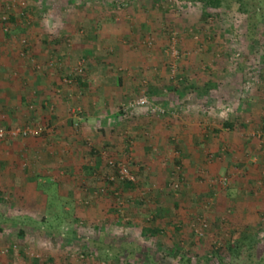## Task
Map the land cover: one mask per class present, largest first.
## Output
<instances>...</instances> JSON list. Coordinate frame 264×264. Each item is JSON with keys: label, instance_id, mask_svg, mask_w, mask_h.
Listing matches in <instances>:
<instances>
[{"label": "rangeland", "instance_id": "rangeland-1", "mask_svg": "<svg viewBox=\"0 0 264 264\" xmlns=\"http://www.w3.org/2000/svg\"><path fill=\"white\" fill-rule=\"evenodd\" d=\"M206 9L0 0V124L44 129L0 143V264H264V0Z\"/></svg>", "mask_w": 264, "mask_h": 264}, {"label": "crops", "instance_id": "crops-1", "mask_svg": "<svg viewBox=\"0 0 264 264\" xmlns=\"http://www.w3.org/2000/svg\"><path fill=\"white\" fill-rule=\"evenodd\" d=\"M13 46V45H12ZM11 46V47H12ZM13 48V47H12ZM13 50V49H12ZM10 85H5L4 86V88H2V86L3 85H1L0 87V89H1V91H0V111H7V112H9L10 111V109H9V107H14V106H21L22 104L20 103V101L22 102V103H24L25 101H28L29 99H28V96L27 95H25V94H23L22 95V93H19L20 95H22L21 96V98H19V96L17 95V92H16V89H14L13 88V83H9ZM55 91V93H50V94H52L51 95V100H53V102H54V104L55 105H53V107H52V109H53V111H54V113L52 114V119H51V124L53 125V126H56V125H58V126H60V125H62L61 124V122H64V120H65V115H66V110L67 109H65L66 107H65V102L66 101H69V98L71 97V94L69 93V91L68 90H66V89H61V90H54ZM106 96V95H105ZM55 97V98H54ZM108 96H106V98H107ZM75 98H77V97H75ZM74 98V99H75ZM79 98V97H78ZM109 100L110 99H106V101H107V103H105V108H100V110H98V111H100V112H95V113H93L92 115H91V117H96V118H98V120H99V124H103L104 122H103V120L101 119V116H98L97 117V115L98 114H101V113H103L104 115H106L107 114V112H109L110 113V111H111V103L109 102ZM29 102V101H28ZM20 104V105H19ZM93 104H95V103H93ZM81 106H85L86 107V104H81ZM81 106L79 107V110H81ZM17 108V107H16ZM87 108V107H86ZM96 109V108H95ZM84 110L85 111H87V109H85L84 108ZM67 113H69V110H67ZM103 115V116H104ZM102 116V117H103ZM111 116V115H110ZM14 117H16V116H14ZM56 123V124H55ZM61 127V126H60ZM95 129H96V127H94ZM96 131V130H95ZM99 134V131H97V134L96 135H98ZM5 153H7V152H0V158H2V156L4 155V156H6L5 155ZM29 160H31V158H29ZM31 164V163H30ZM232 165H233V163H232ZM230 166V165H229ZM227 169H229L228 167H227ZM35 174L36 173H31V172H22V178H20V183L21 184H23L24 185V183L25 182H32L33 180H35L36 181V179H35ZM45 182L48 184V185H53L54 184V179L53 178H50V177H46V180H45ZM37 184V187L39 186V184L38 183H36ZM31 206V205H30ZM32 208V207H31Z\"/></svg>", "mask_w": 264, "mask_h": 264}, {"label": "built area", "instance_id": "built-area-1", "mask_svg": "<svg viewBox=\"0 0 264 264\" xmlns=\"http://www.w3.org/2000/svg\"><path fill=\"white\" fill-rule=\"evenodd\" d=\"M79 74L83 72L82 69L78 70ZM148 103L146 99H140L138 101V105L144 106ZM44 132L43 127L41 126H24V127H12L6 128L0 124V143L6 142L9 140H16V139H29V138H38ZM109 166L113 169L118 170V179L120 181L129 180L135 181V177L130 174V172L126 169V166L123 164H119L114 161H109ZM117 176H111L110 180L115 181L117 180ZM178 188V185H176Z\"/></svg>", "mask_w": 264, "mask_h": 264}, {"label": "trees", "instance_id": "trees-1", "mask_svg": "<svg viewBox=\"0 0 264 264\" xmlns=\"http://www.w3.org/2000/svg\"><path fill=\"white\" fill-rule=\"evenodd\" d=\"M199 1L204 3V6L207 8L206 11H207L208 14H209L208 11L216 10V9L221 8L222 3L224 2V0H199ZM78 80H77V82H78L79 86H81V87H87L88 86L86 84V81H85L86 79L81 78V79H78ZM226 126L230 127L231 125L229 123H227ZM135 182H136V179H135V181H129V180L120 181L118 179V176H117V180H115V181H111L110 178L107 179V183L110 184V185L119 183L120 186H124V187L126 186L128 188H134L135 187Z\"/></svg>", "mask_w": 264, "mask_h": 264}]
</instances>
